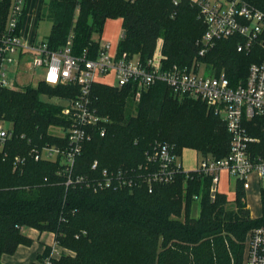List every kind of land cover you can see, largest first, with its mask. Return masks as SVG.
<instances>
[{"label": "trees", "instance_id": "trees-1", "mask_svg": "<svg viewBox=\"0 0 264 264\" xmlns=\"http://www.w3.org/2000/svg\"><path fill=\"white\" fill-rule=\"evenodd\" d=\"M244 1L264 12V0ZM10 3L0 0V34ZM41 18L51 23L44 39L50 50L59 49L70 35L73 53L95 48L93 34H101L107 20L121 19L125 34L117 44L119 53L146 59L161 40L166 62L179 65L193 60L195 42L204 30L196 9L186 3L173 8L169 0H48ZM260 42L244 53L236 51L237 39L221 40L202 61L236 82L262 59L264 33ZM132 94L130 87L91 86L92 107L109 122L103 137L85 142L74 176L97 175L90 169L94 160L100 169H131L144 161L155 142L173 145L178 156L183 149L216 159L227 154L229 134L204 103L176 98L162 84L143 91L134 104ZM77 95L71 84L38 81L23 90L0 87V120L13 130L0 147V264L2 255L32 243L24 228L53 233L55 243L71 253L62 252L51 264H242L248 232L264 225V193L262 215L252 218L239 185L231 204L222 194L211 200L207 181L193 172L155 184L151 192L145 184L93 192L79 184L66 186L58 161L31 157L32 148L64 145L49 130L68 125L58 101ZM193 202L199 204L196 217ZM50 250L46 246L43 256Z\"/></svg>", "mask_w": 264, "mask_h": 264}, {"label": "built area", "instance_id": "built-area-1", "mask_svg": "<svg viewBox=\"0 0 264 264\" xmlns=\"http://www.w3.org/2000/svg\"><path fill=\"white\" fill-rule=\"evenodd\" d=\"M169 1L173 8L186 3L196 9L197 20L204 27L195 42L197 53L187 65L168 64L162 53L161 41L146 59L138 54L119 53L118 43L112 45L97 39H93L98 43L97 47L88 46L73 53V35L57 50H50L45 40L24 44L19 30L25 0H11L0 34V87L20 89L16 85L19 70L40 69L39 81L50 86L71 84L78 88L75 98L58 101L61 104L60 115L68 125L51 127L58 131L51 134L62 139L64 145L46 143L32 148L29 154L35 161H58L66 186L79 184L93 192L142 184L151 192L155 184H169L177 175L188 176L193 172L207 181L211 200L220 194L226 196L219 190L222 176L228 180L233 178L236 188L239 185L244 192L254 182L259 185L261 195L264 193V140L259 135H264V55L259 62L250 64L246 75L236 82H232L224 70L216 73L202 59L221 40L237 39L236 51L249 53L254 44L261 43L264 12L244 0ZM203 72L208 76H203ZM9 74L16 76L13 79ZM95 83L114 88L130 87L136 101L143 91L162 84L176 98L185 97L204 103L222 120L229 134L227 154L219 159L200 156L194 170L184 171L173 145L155 142L145 153L144 161L131 169H100L98 161L94 160L90 169L97 175L74 176L73 170L85 142L94 136L103 137L109 122L92 107L89 92ZM12 136V126L6 128L0 122V147ZM16 161H23V158L17 157ZM194 199L198 200V197ZM57 248L55 243L41 264H51ZM242 264H264V225L248 232Z\"/></svg>", "mask_w": 264, "mask_h": 264}, {"label": "rangeland", "instance_id": "rangeland-1", "mask_svg": "<svg viewBox=\"0 0 264 264\" xmlns=\"http://www.w3.org/2000/svg\"><path fill=\"white\" fill-rule=\"evenodd\" d=\"M48 26H50V24L46 22V19H43L40 22L39 28H38V33L40 35V41L45 39L46 36H43V35H46L45 33L49 34V32H46ZM121 33H122V20H120V19H109L105 22L101 34L94 33L92 37L93 38H101L102 41H108L112 45H116V43H118V41L120 39ZM41 74H42V72L40 69L30 70V71H26L24 69L19 70V72L17 73L18 84L16 83V85H18L20 89H17V90H23L24 87H26V86L36 87L37 82L40 80ZM9 76H10V78L14 79L16 75L15 74H9ZM203 76H208L207 72H205V73L203 72ZM42 99L47 100L48 98L42 97ZM136 102L137 101H136L135 95L133 93L131 95V98H130V103L134 104ZM0 122L6 128L10 126L9 123H7L3 120H0ZM49 131L51 133L58 132L57 130H54L53 128H50ZM180 159H181L183 170L184 171H191V170H194L198 161L200 160V155L197 154L192 149H183L182 154L180 156ZM221 178L222 179H221V182L219 184V190L226 194V196H227L228 200H230V204H231V201L234 199V193H235L234 190L236 188L235 180L233 178H230L228 180L226 177H223V176ZM259 191H260L259 185L255 184L253 182L252 186L250 187V190H248L246 192L245 202H246L248 209L250 210V214H251L250 216H252L254 218H258L262 215L261 203H260L259 196H258ZM198 213H199V204H198V202H193L191 214L197 216ZM66 253L71 254L70 252H67V251H66Z\"/></svg>", "mask_w": 264, "mask_h": 264}, {"label": "crops", "instance_id": "crops-1", "mask_svg": "<svg viewBox=\"0 0 264 264\" xmlns=\"http://www.w3.org/2000/svg\"><path fill=\"white\" fill-rule=\"evenodd\" d=\"M47 1L48 0H25L24 14L21 20V25L19 30L20 37L24 44L28 45V44L40 42V35L38 33V28L40 22L43 20L41 18V7L42 4ZM46 22L50 24V26L47 27L46 32H50L51 23L48 20H46ZM45 34L46 35L43 36H47L48 33ZM93 39L102 41L101 38H93ZM246 192H245V199H246ZM258 196L260 200V195L258 194ZM193 216L196 217L195 215ZM22 232L25 236H27L32 240V243L29 246L19 245L15 250V252L11 255H7V254L2 255L1 262L3 264H41V261L44 257L43 253L45 247L47 246L52 249L55 246L53 233L39 232L38 230L33 228H24ZM56 251L57 253L53 255L55 259L59 258L62 252H66L63 248L59 246L56 249Z\"/></svg>", "mask_w": 264, "mask_h": 264}, {"label": "water", "instance_id": "water-1", "mask_svg": "<svg viewBox=\"0 0 264 264\" xmlns=\"http://www.w3.org/2000/svg\"><path fill=\"white\" fill-rule=\"evenodd\" d=\"M124 34H125V32L122 31V33H121V35H120V39H122V38L124 37Z\"/></svg>", "mask_w": 264, "mask_h": 264}]
</instances>
